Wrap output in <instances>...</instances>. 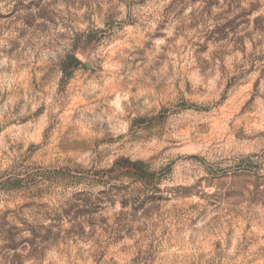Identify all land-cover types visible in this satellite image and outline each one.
<instances>
[{"label": "rangeland", "instance_id": "1", "mask_svg": "<svg viewBox=\"0 0 264 264\" xmlns=\"http://www.w3.org/2000/svg\"><path fill=\"white\" fill-rule=\"evenodd\" d=\"M0 264H264V0H0Z\"/></svg>", "mask_w": 264, "mask_h": 264}]
</instances>
